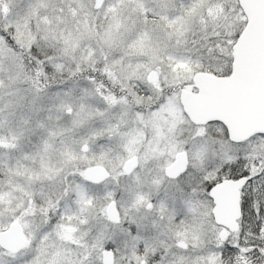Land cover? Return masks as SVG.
<instances>
[{
  "label": "snow or ice",
  "instance_id": "6c2138e0",
  "mask_svg": "<svg viewBox=\"0 0 264 264\" xmlns=\"http://www.w3.org/2000/svg\"><path fill=\"white\" fill-rule=\"evenodd\" d=\"M0 264H264V0H0Z\"/></svg>",
  "mask_w": 264,
  "mask_h": 264
}]
</instances>
